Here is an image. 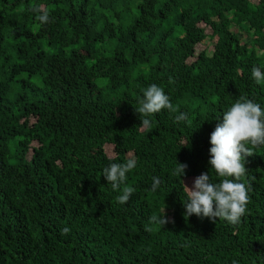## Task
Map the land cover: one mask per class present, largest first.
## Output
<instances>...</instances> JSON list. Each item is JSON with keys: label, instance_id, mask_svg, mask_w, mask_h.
<instances>
[{"label": "trees", "instance_id": "trees-1", "mask_svg": "<svg viewBox=\"0 0 264 264\" xmlns=\"http://www.w3.org/2000/svg\"><path fill=\"white\" fill-rule=\"evenodd\" d=\"M253 65L264 0H0V264H264V146L246 157L240 223L185 219L183 203L191 179H222L209 149L223 111L242 95L264 109ZM153 83L177 111L146 129L134 107ZM130 157L120 204L102 171Z\"/></svg>", "mask_w": 264, "mask_h": 264}, {"label": "clouds", "instance_id": "clouds-1", "mask_svg": "<svg viewBox=\"0 0 264 264\" xmlns=\"http://www.w3.org/2000/svg\"><path fill=\"white\" fill-rule=\"evenodd\" d=\"M32 11L36 13V19L41 24L49 22L48 10L33 6ZM251 76L257 83L264 81V72L256 65L251 69ZM134 108L142 121L140 125L146 129L152 127L149 117L153 114L162 109L177 111L164 90L154 83L143 90V96L139 98L138 106ZM186 119L185 113L175 116L177 122ZM210 144L209 164L222 179L213 183L208 173H201L195 177L191 187L185 184L187 186V199L183 200L185 219L195 214L200 218L224 219L235 225L240 223L246 214L250 199V185L241 181L247 172L246 157L254 153L253 148L264 146V109L246 96H240L223 111L222 123L217 124L210 134ZM249 144L252 147H248ZM136 165L135 158L130 157L124 163H110L102 171L112 190L119 193L115 199L120 204L127 203L135 192L134 187L126 185V181L127 173ZM187 167V164L178 161L172 175L182 178L186 175ZM152 180L151 190L155 192L161 186V181L158 177H153ZM168 222L169 218L165 215L164 209L162 214L153 213L149 217L145 230L152 231V225L162 228ZM69 232L68 227L61 229L62 235Z\"/></svg>", "mask_w": 264, "mask_h": 264}, {"label": "rangeland", "instance_id": "rangeland-1", "mask_svg": "<svg viewBox=\"0 0 264 264\" xmlns=\"http://www.w3.org/2000/svg\"><path fill=\"white\" fill-rule=\"evenodd\" d=\"M231 27L232 28H235V26H233V25H231ZM241 32H242V34H243V39L244 40H247V34L245 33V31L244 30H241ZM207 43L206 44H204L205 46H207V47H209V46H212L213 45V43H214V41H206ZM257 51H258V53H261L262 52V50H260V49H257ZM191 177H189V178H187V179H190ZM186 179V180H187ZM193 182H194V180H190L189 181V183L191 184V186H192V184H193Z\"/></svg>", "mask_w": 264, "mask_h": 264}]
</instances>
